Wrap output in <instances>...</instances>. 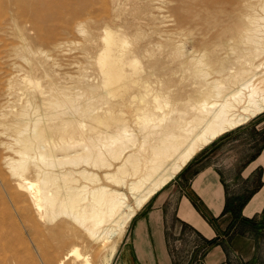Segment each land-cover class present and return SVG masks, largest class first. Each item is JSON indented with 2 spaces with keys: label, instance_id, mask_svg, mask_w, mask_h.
I'll return each instance as SVG.
<instances>
[{
  "label": "bare ground",
  "instance_id": "1",
  "mask_svg": "<svg viewBox=\"0 0 264 264\" xmlns=\"http://www.w3.org/2000/svg\"><path fill=\"white\" fill-rule=\"evenodd\" d=\"M4 1L22 60L0 99V264H111L153 194L264 113V0ZM29 30L84 35L70 82Z\"/></svg>",
  "mask_w": 264,
  "mask_h": 264
},
{
  "label": "crops",
  "instance_id": "2",
  "mask_svg": "<svg viewBox=\"0 0 264 264\" xmlns=\"http://www.w3.org/2000/svg\"><path fill=\"white\" fill-rule=\"evenodd\" d=\"M256 129L264 137V122ZM259 147L253 158L239 168L242 181H248L258 169L264 170V143ZM218 156L221 153L212 154L209 162L207 157L191 162L194 156L136 211L112 264H180L183 261L243 264L246 261L238 252L244 246L254 249L251 229H264V224L235 221L232 212L237 199L234 198L243 192H235L234 160L220 159L215 164ZM260 180L261 190L241 211L246 220H251L264 206V171Z\"/></svg>",
  "mask_w": 264,
  "mask_h": 264
},
{
  "label": "rangeland",
  "instance_id": "3",
  "mask_svg": "<svg viewBox=\"0 0 264 264\" xmlns=\"http://www.w3.org/2000/svg\"><path fill=\"white\" fill-rule=\"evenodd\" d=\"M0 1H1L0 3L5 2L4 0H0ZM46 1L51 3V2L58 1V0H46ZM105 1H106V7L108 5V8H112L113 3L116 0H105ZM117 2H118V0H117ZM7 6L8 5H5V4L0 5V25H2V26L5 25L7 18H8L7 8H9V7H7ZM127 7L129 8V5ZM111 14H112V11H111V9H109V11L106 13V15L104 14V16H105L106 22L109 23L111 26H113L115 24L114 21L112 19L110 20L108 18V15H111ZM10 32H11L10 28L0 29V53H1L0 55L3 54L2 56H0V64H1L0 65V69H1L0 81L2 80V82H0V99L3 98V95H2L3 90H4L3 87H6V85H7L6 84L7 79H5V77L10 73L9 71H11L10 70V64L12 63V61H13V63H15V62L18 63L19 61L22 60V59L20 60L18 57H17L18 58V60H17V58L15 57L16 55H14L15 54L14 50H12L11 47L7 45L11 41L12 42L14 41ZM28 37L30 40L31 48H34L37 45L40 48H43L44 52L50 58H55L57 60V62H59L60 66H58V68H59L58 72H59V75L61 77H64V78H62V81L70 82V79H65V78H67L70 75L76 76L78 74L77 69L73 68V67H69L68 63L71 61H78V62H80L81 66L84 64L85 53H84L83 49L85 46V39H84L83 34L72 35V34H68V33L63 32L62 30H57L56 35L52 38V41L54 43L59 42V41L62 42V44L59 47H52L51 45L45 47L43 45H40L38 42L36 33L32 30L28 31ZM10 51H11V53H10ZM9 55L14 57V58H12V57L10 58ZM3 56H4V59H3ZM5 58H7V59H5ZM2 59L4 61H2ZM8 64H9V66H8ZM262 122H264V113L257 116L256 118H253L248 123L240 126L239 128L234 129V130L230 131L229 133L221 136L216 141H214L212 144L205 147L201 152H199L191 160V162H192L195 159L207 157L208 162H209L211 155L213 154L214 156H217L218 153H221V156H218L217 158H215V161H214L215 164H217L219 162L218 160H220V159H223V160L225 159L224 161L229 160V162L234 160V162H235L234 172H235V178L236 179L234 180L233 183L235 186V192H238V191L243 192L241 196L235 197V198L233 197L234 199H237V206L234 208V211L232 212V214L234 215L233 217L235 218L236 222L238 220H245L246 221L247 217L243 216L241 211H242V209H244L247 206V204L250 202V200L254 197V195L256 193H258L261 190V187L263 186V182L260 180L261 175L264 171L263 168L261 170L258 169L250 177V179L248 181H242V179H239L240 178L239 177V168L241 166H243L244 165L243 163H246V161L248 159L253 158L252 156H254L255 153L260 148L259 145L264 143L263 134L262 133L259 134L257 129H256V127H259V125L262 124ZM257 156H258V154H257ZM251 219H252L251 224H264V206L259 212L254 213L253 216H251ZM6 223H8V222H6ZM250 235L252 236V238L254 240V245H253L254 249L248 250L247 247L244 246V250L238 252L239 255H241V256L243 255L242 257H244L246 260L245 262H243V264H264V229H262V228L261 229H255L252 227ZM187 250H189V249L187 248ZM252 254H254V255L252 256ZM249 257H250V259H246ZM22 260H24L22 264H25V263L28 264L27 259H23V257H22ZM112 263H113V261H112ZM179 263L180 264H189L186 261L179 262ZM96 264H103V260H100L99 262L96 261Z\"/></svg>",
  "mask_w": 264,
  "mask_h": 264
},
{
  "label": "trees",
  "instance_id": "4",
  "mask_svg": "<svg viewBox=\"0 0 264 264\" xmlns=\"http://www.w3.org/2000/svg\"><path fill=\"white\" fill-rule=\"evenodd\" d=\"M246 221H247V222H248V221H252V219H251V220L248 219V220H246Z\"/></svg>",
  "mask_w": 264,
  "mask_h": 264
}]
</instances>
